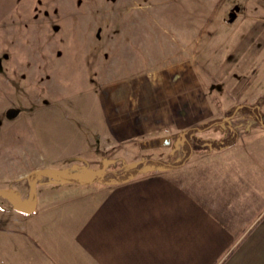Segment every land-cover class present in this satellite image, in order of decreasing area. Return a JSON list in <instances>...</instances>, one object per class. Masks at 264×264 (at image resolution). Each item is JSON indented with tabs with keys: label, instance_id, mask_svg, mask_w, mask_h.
Masks as SVG:
<instances>
[{
	"label": "rangeland",
	"instance_id": "1",
	"mask_svg": "<svg viewBox=\"0 0 264 264\" xmlns=\"http://www.w3.org/2000/svg\"><path fill=\"white\" fill-rule=\"evenodd\" d=\"M153 100L173 120L213 109L239 131L249 112L264 116V0H0V234L10 219L49 216L41 205L64 201L66 180L179 167L220 147L212 117L171 146L110 151L103 106Z\"/></svg>",
	"mask_w": 264,
	"mask_h": 264
},
{
	"label": "crops",
	"instance_id": "2",
	"mask_svg": "<svg viewBox=\"0 0 264 264\" xmlns=\"http://www.w3.org/2000/svg\"><path fill=\"white\" fill-rule=\"evenodd\" d=\"M151 105L103 106L105 146L122 154L123 145L155 142L172 130L171 146L182 129L215 117L223 121L211 128L225 133L220 147L124 180H66L70 195L41 205L49 216L7 221L0 264H264V124L249 112L252 123L239 131L213 109L173 120Z\"/></svg>",
	"mask_w": 264,
	"mask_h": 264
},
{
	"label": "trees",
	"instance_id": "3",
	"mask_svg": "<svg viewBox=\"0 0 264 264\" xmlns=\"http://www.w3.org/2000/svg\"><path fill=\"white\" fill-rule=\"evenodd\" d=\"M253 115H254V114H253ZM254 117H256L257 119H260V117H258L257 115H256V116L254 115ZM261 117H262V116H261ZM209 126H211V125L200 126V129H199V130H206V127H209ZM201 127H203V128H201ZM141 169H143V168L135 167V169H134L133 171H131V172L135 174L137 171H140ZM110 175H111L112 179H113L114 177L117 178L116 174L110 173ZM132 175H133V174L126 175V173H124V174L119 175V178L123 176L122 179L124 180V179L130 178V176H132Z\"/></svg>",
	"mask_w": 264,
	"mask_h": 264
},
{
	"label": "water",
	"instance_id": "4",
	"mask_svg": "<svg viewBox=\"0 0 264 264\" xmlns=\"http://www.w3.org/2000/svg\"><path fill=\"white\" fill-rule=\"evenodd\" d=\"M238 10H239V7H235L234 11L232 13H230V22L233 21L235 18L234 12L238 11ZM236 111H238V109H236ZM170 143H171V140L168 137L160 139V145L161 146H169Z\"/></svg>",
	"mask_w": 264,
	"mask_h": 264
},
{
	"label": "flooded vegetation",
	"instance_id": "5",
	"mask_svg": "<svg viewBox=\"0 0 264 264\" xmlns=\"http://www.w3.org/2000/svg\"><path fill=\"white\" fill-rule=\"evenodd\" d=\"M242 108H248V106H246V107L243 106ZM242 108H241V109H242ZM257 108H258V107H257ZM257 108H256V109H257ZM253 116H254V115H253ZM260 117H261V116H260ZM262 117H264V116L262 115ZM258 120H260V119H258Z\"/></svg>",
	"mask_w": 264,
	"mask_h": 264
}]
</instances>
